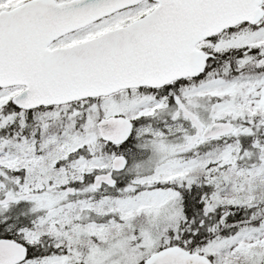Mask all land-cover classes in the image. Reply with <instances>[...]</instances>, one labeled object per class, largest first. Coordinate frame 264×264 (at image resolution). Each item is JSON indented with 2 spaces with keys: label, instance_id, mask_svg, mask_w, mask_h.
<instances>
[{
  "label": "snow or ice",
  "instance_id": "6c2138e0",
  "mask_svg": "<svg viewBox=\"0 0 264 264\" xmlns=\"http://www.w3.org/2000/svg\"><path fill=\"white\" fill-rule=\"evenodd\" d=\"M0 264H264V0H0Z\"/></svg>",
  "mask_w": 264,
  "mask_h": 264
}]
</instances>
